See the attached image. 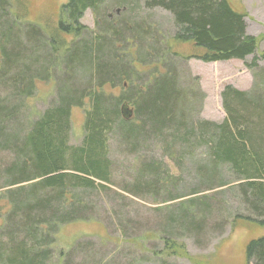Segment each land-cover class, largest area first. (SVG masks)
<instances>
[{
  "label": "trees",
  "instance_id": "1",
  "mask_svg": "<svg viewBox=\"0 0 264 264\" xmlns=\"http://www.w3.org/2000/svg\"><path fill=\"white\" fill-rule=\"evenodd\" d=\"M105 1L66 0L50 7L51 15L29 19L22 14L25 0H0V90L5 93L0 96V136L5 128L21 125L19 111L31 106L42 84L51 83L56 98L45 110L27 114L22 131L7 135L14 142L16 159L2 172V179L12 186L38 180L24 197L10 196L6 201L10 213L6 220L21 212L24 217L18 223L24 234L0 246V264H66L67 253L61 250L56 258L48 248L64 226L88 220L77 216L82 213L81 199L73 189L95 185L87 176L66 171L73 168L108 181L107 140L113 131L128 140L142 137L147 125L158 135L169 127L172 138L206 142L209 159L207 168L199 165L202 171L227 165L240 175L264 179V101L226 85L221 93L223 122L199 119L183 124L189 96L180 89L172 62L164 57L183 54L185 45L204 62L255 55L260 39L247 33L246 13L228 0H143L147 9L170 12L175 27L165 41L151 33L153 43L147 51L145 30L133 29L129 21L121 20L116 26L103 19L101 26L98 18L96 31L81 23L88 9L101 16L109 5L123 9L129 2L109 0L113 3L101 9ZM140 43L145 46L139 47ZM174 44L179 46L177 53L171 52ZM144 69H149L148 82L139 80ZM258 76L264 84V72ZM119 87L122 91L117 95L106 91ZM74 108L85 110L86 136L80 146L71 144ZM10 142L0 141V146ZM248 185L242 202L256 213L235 212L232 225L242 219L264 229V181ZM163 241L171 254L185 247L167 237ZM244 257L245 264H264V235L246 243Z\"/></svg>",
  "mask_w": 264,
  "mask_h": 264
},
{
  "label": "rangeland",
  "instance_id": "2",
  "mask_svg": "<svg viewBox=\"0 0 264 264\" xmlns=\"http://www.w3.org/2000/svg\"><path fill=\"white\" fill-rule=\"evenodd\" d=\"M64 1L25 0L26 9L22 14H28L29 19L41 13L48 16L51 15L47 13L50 7L55 8ZM228 1L246 13V31L260 39L259 47L255 55L245 60L204 62L194 57L195 52L186 45L185 48L181 46L185 49L183 54L177 53L179 46L175 44L171 52L178 55L170 53L168 57V53L164 54L172 62L171 69L178 76L180 89L189 96L183 124L191 125L199 119L223 122L226 112L221 93L226 85L248 91L264 101V84L258 76L264 72V58L261 57L264 50V0ZM110 2L105 1L101 9L113 3ZM118 8L121 7L109 5L101 16L88 9L81 23L96 31L98 18L101 26L105 24L103 19L113 21L116 26L121 20L129 21L133 29L145 30L144 44L147 46L140 43L139 47L145 46L147 51L153 43L151 33L164 41L172 37L175 27L170 12L161 8L147 9L143 0H129L127 7ZM128 41L132 44L131 40ZM148 74L149 69H144L139 80L148 82L151 78L147 79ZM256 84L258 86L254 89ZM129 85L126 83V87ZM106 91L117 95L122 90L119 87ZM52 93L51 83L42 84L38 97L30 101L31 106L19 111L17 120L21 125L5 128L0 141L10 142L7 135L22 131L27 114L34 113L35 109L43 111L55 102ZM4 95L0 90V96ZM84 111L74 108L72 113L70 136L71 144L75 146L82 145L86 136ZM145 128L142 137L137 139H122L117 131L108 135V181L73 168L67 169L68 174L93 179L95 185L73 189L81 199L82 213L77 216L88 220L64 226L53 246L48 248L51 256L57 258L63 250L68 255L66 264H245L246 243L264 235V229L242 219L232 225L233 215L235 212L256 213L244 205L242 199L249 188L248 182L264 181L263 177L249 178L227 165L202 171L199 165L207 168L209 159L206 142L192 140L185 143L180 137L172 138L174 132L169 127H163L159 135L150 130V125ZM12 145L13 141L0 146V246L7 245L6 240H16L24 234L22 223H18L24 216L18 212L15 214L19 216L6 220L10 213H7L5 204L10 202V196L24 197L25 190L29 191L31 184L38 180L12 186L2 179V172L16 159ZM10 190L15 193L10 194ZM163 237L184 244V249L176 255L169 253L165 250Z\"/></svg>",
  "mask_w": 264,
  "mask_h": 264
}]
</instances>
